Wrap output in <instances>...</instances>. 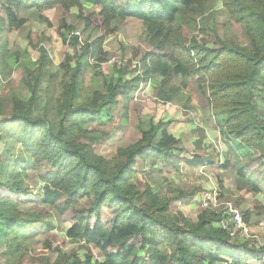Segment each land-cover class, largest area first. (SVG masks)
I'll use <instances>...</instances> for the list:
<instances>
[{"label": "trees", "instance_id": "trees-1", "mask_svg": "<svg viewBox=\"0 0 264 264\" xmlns=\"http://www.w3.org/2000/svg\"><path fill=\"white\" fill-rule=\"evenodd\" d=\"M24 1L0 0V139L23 147L43 187L33 192L20 170H11L9 155L0 152V221L11 234L45 224L42 247L55 256L41 261L20 244L10 243L11 256L19 251L16 264H264V243L231 238L218 226L220 216L214 211L200 206L195 221L172 211L174 202L197 203L205 188L187 185L161 197L137 179L147 158L174 172L180 171L181 162L188 168L214 164L228 168L227 158L219 164L208 151L211 144L203 127L191 131L197 137L189 150L167 129L170 120H149L147 128L139 127L136 139L108 156L97 148L106 141V133L87 127L117 115L124 123L141 84L169 95L192 89L201 108L214 111L226 132L251 150L235 168L236 189L264 195V104H260L264 103V0H221L243 32L238 38H218L217 45L189 32L197 24L199 8L210 9L212 0H31L37 10L55 7L62 12L57 33L67 50L58 69L67 78L58 81L60 90L53 102L57 128L45 112L34 114L52 63L44 46L49 37L43 31L27 32V43L37 49V58L27 50L7 55L6 30H18L27 21L19 17ZM73 9L85 30L102 33L87 35L84 43L70 35L76 28L66 18ZM126 19L140 21L142 41L123 64L121 60L107 64L116 53L104 51L103 42L116 31L113 21ZM7 57L20 69L18 79L27 96L5 91L1 76L8 75ZM90 58L102 84L80 100L83 64ZM69 117L76 121L66 124ZM185 152H190L189 158ZM219 185L220 195L231 199V191ZM252 201L254 206L243 210L245 222L253 211L264 214L259 202ZM54 217L64 219L65 237L83 248V254L75 247L64 250L61 244L53 245Z\"/></svg>", "mask_w": 264, "mask_h": 264}, {"label": "rangeland", "instance_id": "rangeland-1", "mask_svg": "<svg viewBox=\"0 0 264 264\" xmlns=\"http://www.w3.org/2000/svg\"><path fill=\"white\" fill-rule=\"evenodd\" d=\"M84 9L92 10L93 8L84 5ZM199 12L196 19L197 24L189 32L196 35L198 39H208L209 45H217L219 43L218 38H238L243 32L241 25L230 18L221 0H212L210 9L205 7L199 8ZM19 17L26 18L25 25L18 30H6L5 32L4 38L7 41V55L14 51L24 52L27 50L31 56L37 58V49H32L27 43V32L43 31L49 37V42L44 46L52 60L48 71L52 72L53 75L49 76V72L44 75V81L41 84V98L35 106L34 114L42 115L45 112L49 121L57 128L59 116L54 109L53 102L60 90L58 81L63 77L65 79L67 78L58 69V64L62 60L63 53L67 50V47L62 44L61 38L57 33L62 12L59 8L55 7L37 10L31 0H25L23 7L19 11ZM66 22L73 25L76 28L74 31H78L81 34L82 43H84L87 35L92 38L102 33L101 30H94L91 33L89 29L85 30L83 28V22L77 18L76 9L71 11L70 15L66 18ZM112 27L116 31L104 40L102 48L104 51H113L116 53V56L113 55L107 60V64H113L117 60H121L123 64L130 58L132 47L142 41V24L139 20L126 19L123 21H113ZM120 48H124V52ZM5 63L10 68V70L7 68L8 75L5 78L1 76V83L6 85L5 91L10 90L27 96L26 87L20 84L18 79L20 69L8 57ZM92 63L93 58H90L88 62L83 64L81 77L82 90L78 94L80 100H84L85 97L90 96L92 89L99 88L102 84V76L94 73L95 69L92 67ZM134 74L136 72H133L131 75ZM104 76L108 77L106 74ZM260 86L262 87V85ZM260 104L264 103L260 102ZM149 120L152 122H157V120H170L166 125L167 129L176 137L183 139L185 146L189 150L193 148L192 141L197 137V134H191V131L196 126L203 127L206 132V142H217V146H219L217 151H221V154H223L221 159L223 162L227 158L226 153H229L228 149L235 151L240 146L234 142H230L228 133L214 114V111H211L210 108H201L198 93L192 89H180L177 94L170 96L163 90L155 93L153 87H149L147 84H141L140 89L134 93L132 107L129 109L127 120L124 123L121 121L120 116L117 115L113 120L107 121L104 124H91L87 125V127L93 128L99 134L100 132L106 133V141L101 143L97 148L100 153L108 156L110 155V151L114 150L117 146L127 144L136 139L138 137L139 127L147 128ZM75 121V117H69L65 120V123H74ZM208 151H212L215 157L219 156L214 150L213 145H211ZM239 151L243 153L242 150L239 149ZM0 152L9 155L8 159L12 164L10 165L11 170L19 169L24 180L30 185L33 192H40L42 190L43 184L38 180L32 158L24 151L20 144L0 139ZM184 155L189 158L191 154L190 152H185ZM249 156L250 154L247 155V157ZM227 159L231 163L226 169H222L216 164L213 166L202 165L188 168L181 162L180 171L174 172L166 171L162 168L160 161L147 158L144 161L142 170L137 172V179L149 184L153 192L161 197L165 194H172L178 189H183L187 185L191 187L202 186L205 188V191H211L214 188L220 191L219 182L225 186V182L228 183L230 178L234 177L235 169H232L234 158L233 161L230 157ZM250 177L252 180H256L254 176ZM235 193L236 196H231L229 200L236 202V199L240 198L237 196L244 195L243 191H235ZM222 197L228 198L229 196L224 194ZM254 198L264 208V195L262 193L256 195L251 194L250 197L242 200L241 207L237 205L242 210V213L245 210L243 208L244 206H254L252 201ZM199 208V203H195L194 201L190 204L174 202L172 211L178 216L185 217L189 221H195ZM53 221L54 228L51 231L56 235L53 245L61 244L64 250L75 247V250L79 254H83V248H80L78 244L69 242L65 237L64 219L54 217ZM245 223L249 226L251 236L248 239L256 240L258 245H262L264 243V214L253 211L250 220ZM44 228L45 224H42L30 227L26 232L18 230L11 234L7 232L4 223L0 221V264H16L18 262L19 251L14 256H11L9 251L10 243L20 244L24 249L28 250L30 257L35 256L41 261L48 259V262L53 260L55 252L42 247L43 240L47 236L44 233ZM237 252L238 250L235 249L234 254H237ZM96 257L94 255V258Z\"/></svg>", "mask_w": 264, "mask_h": 264}, {"label": "built area", "instance_id": "built-area-1", "mask_svg": "<svg viewBox=\"0 0 264 264\" xmlns=\"http://www.w3.org/2000/svg\"><path fill=\"white\" fill-rule=\"evenodd\" d=\"M70 35L77 36L78 41L82 43L81 34L78 31L71 32ZM117 62H119V60H117ZM208 143L213 145L214 150L218 153L219 156L216 157L218 163H222L223 160L221 159L223 154H221V151H217L219 148L217 142L209 141ZM220 193L221 191L216 188L211 191L207 190L197 196L196 200L200 206L219 214L218 226L222 230H225L231 238H250L249 226L243 219L242 210L240 207L236 206L233 201L225 200Z\"/></svg>", "mask_w": 264, "mask_h": 264}, {"label": "crops", "instance_id": "crops-1", "mask_svg": "<svg viewBox=\"0 0 264 264\" xmlns=\"http://www.w3.org/2000/svg\"><path fill=\"white\" fill-rule=\"evenodd\" d=\"M170 96H172V95H170ZM228 138H229L230 142H232V143L234 142L236 145H240L239 146V149L242 150V152H243V153H241L239 151V149L238 150H235V151L232 150V149L231 150L228 149V152L230 154L229 153H226L227 154V158L230 157L232 159V161H233V158H234V161L235 162L234 161L232 162L233 163L232 169L234 170L237 166H239V167L241 166L242 160L244 158H246L247 155H249L251 153V150L248 147H246L245 145H243L242 143H240L234 136H231V135L228 134ZM234 175H235V172H234ZM225 187L228 188L231 191V195L232 196H236L235 195L236 194L235 191H238V190L235 187L234 177L233 178H230V180H229L228 183L225 182ZM244 195H240V196H237V197H242L243 196V200L246 199L247 197H250L249 194H247V195L244 194ZM241 203H242V201L239 203V206L242 205ZM247 207H248V205L247 206H244L243 208L246 209Z\"/></svg>", "mask_w": 264, "mask_h": 264}]
</instances>
